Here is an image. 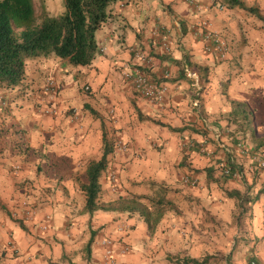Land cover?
<instances>
[{
  "label": "crops",
  "instance_id": "0c3cea01",
  "mask_svg": "<svg viewBox=\"0 0 264 264\" xmlns=\"http://www.w3.org/2000/svg\"><path fill=\"white\" fill-rule=\"evenodd\" d=\"M240 1L264 17V0ZM108 11L90 64L30 58L16 86L0 87V264H109L104 235L114 239L120 264H183V257L205 255L216 256L205 264H264V193L239 225L232 224L236 200L226 193L256 194L264 185V169L253 163L259 156L236 146L248 135L257 147L264 138L263 21L228 0H114ZM203 28L220 35L223 56L205 49ZM138 51L148 55L152 77L168 86L162 101L140 96L123 78L141 64ZM185 66L199 76V90ZM233 102L245 103L253 120L252 131L230 138ZM103 134L111 150L97 201L160 193L170 204L152 231L139 212L97 209L90 217L84 211L81 186L88 164L103 154ZM229 161L238 175L219 185ZM110 170L119 175L113 199ZM53 174L61 176L56 189Z\"/></svg>",
  "mask_w": 264,
  "mask_h": 264
},
{
  "label": "trees",
  "instance_id": "16d2710c",
  "mask_svg": "<svg viewBox=\"0 0 264 264\" xmlns=\"http://www.w3.org/2000/svg\"><path fill=\"white\" fill-rule=\"evenodd\" d=\"M114 0H63V11L58 15H49L44 9L38 20L33 0H0V87H14L23 78L26 70V61L30 58L54 55L70 64L88 65L100 52L95 33L101 24L108 18V7ZM230 5H238L263 21L264 17L253 6H246L240 0H228ZM92 114L95 110L88 106ZM232 119L235 131L245 133L252 131L253 116L249 107L243 102H233ZM103 154L97 161H91L87 167V182L82 184L85 194L84 211L91 217L97 209L120 210L139 212L145 216L150 231L155 227L163 208L170 202L160 193L159 197L134 195L130 198L119 197L115 202L99 204V176L106 168V155L111 148L105 141L103 134ZM261 144V141L259 142ZM236 200L237 207H243L256 202L264 193V185L257 193L249 197L248 192L239 190L226 192ZM148 199L150 206H146L141 199ZM166 210V209H165ZM155 214L154 218L151 215ZM22 226L21 222H19ZM86 244L90 251L95 232H90ZM207 257V256H206ZM202 259L183 257V264H205Z\"/></svg>",
  "mask_w": 264,
  "mask_h": 264
},
{
  "label": "built area",
  "instance_id": "2783aa9c",
  "mask_svg": "<svg viewBox=\"0 0 264 264\" xmlns=\"http://www.w3.org/2000/svg\"><path fill=\"white\" fill-rule=\"evenodd\" d=\"M202 35V39L205 41V49L209 52H217L218 55L223 56L225 53V45L223 40L221 39L220 35L216 32H213L211 30L203 28L200 31ZM137 57L139 60H141V64L134 65V67L129 68L123 72V78L124 80L132 87V89L138 93L140 96L154 101H162L166 94L168 93V86L165 84V82L159 81L152 77L151 72L149 70V64L150 59L148 58V55L143 54L142 52L137 53ZM185 75L193 80V86L199 90V76L191 70L188 66H185L183 69ZM48 89H51L52 91H56V83L53 80H49L47 83ZM85 90H88V86H85ZM193 105L196 108L200 107V98L197 96L194 101ZM220 141V147L226 149V144H224L220 140V134L215 135ZM237 148L242 151V148H244L242 142L238 141L236 144ZM116 147L120 150H124L126 148V143L122 142L121 140H118L116 143ZM201 152H205L204 147H200ZM244 152V151H242ZM255 165L259 169H264V158H256L255 159ZM221 171L226 176H237L238 172L234 170L232 161H229L227 163H223L221 166ZM113 180H117L116 176L113 174ZM185 182L194 183V180L190 181L189 178H185ZM26 204V202H24ZM28 213V212H27ZM101 244L104 249V258L109 264H120L117 262L114 251H113V245H114V239L109 235H104L101 238ZM124 250H129V246L124 243L123 244Z\"/></svg>",
  "mask_w": 264,
  "mask_h": 264
},
{
  "label": "rangeland",
  "instance_id": "374dc122",
  "mask_svg": "<svg viewBox=\"0 0 264 264\" xmlns=\"http://www.w3.org/2000/svg\"><path fill=\"white\" fill-rule=\"evenodd\" d=\"M217 1H219V0H217ZM33 3H34L35 13H36L38 20H40V18H41V14H42L43 9L49 15H58L59 13H61L63 11V0H33ZM225 86H226V84H224V87ZM85 109L87 111H89L87 106L85 107ZM68 112L71 114H74L76 112V107L69 108ZM106 133L108 135L106 139H107L108 143L111 145V147H113V143H114L113 137L109 136L108 131ZM106 133H105V135H106ZM235 133H237V132L234 131V132L229 133V137L235 138ZM237 140L242 142V144L244 146V148H242V151H244L243 153H248L251 155V157H252V155H255L256 157L259 156L260 158H264V156L262 155V152H260L258 149L255 148V147H257V146H255V144L257 142H256L255 138H253V136L248 135L247 138L242 137V139H237ZM236 144H237V142H236ZM260 146H262L264 148V138L261 139V144H259L258 147H260ZM257 153H259V154H257ZM106 173H107L106 176L108 177V180H109L110 191H111V196H112L111 198L113 199V197H115V196H117V194H119V190H118L119 187L117 185V184H119V180H116V181L113 180V174L117 176L116 178H118L119 175H118V173H116V174L113 173V170H110ZM51 177L54 178V181H55L54 185H55V189H56V187H58L60 185L61 176L53 174ZM223 177H227V176L224 174H221V175H219V177H217L218 184L220 183V181L223 180ZM249 188H251V186ZM158 190H160V188ZM158 190H156V191L158 192ZM247 192H248L249 197H252L255 195V193H253V190H252V193H249L250 191H249V189H247ZM122 196H123V198H130V196L126 195V194H123L120 197H122ZM154 197L156 198L159 196L155 194ZM101 198L102 197L100 196V199L98 200L99 204L107 203V202H104L103 200H101ZM117 200H118V198L116 197L111 202H115ZM141 200L146 206H150V202L147 199L145 200V198H142ZM23 204H24V202H23ZM166 208H167V206H165L163 208V210L165 211ZM249 208H250L249 205H245L241 208L235 206V208L232 211V218H233L232 224H236V225L238 224L239 225V223H244V221H248L252 217L251 211ZM14 216H15V218H17L16 214H14ZM154 217H155V214H152L151 218H154ZM230 247H233V236L232 235L230 238ZM176 257L177 256H173V258H176ZM203 257H206V259H207L206 263H208L210 260H214V258H216L215 255H205V256L199 257L198 259H202ZM178 262H179L178 260H176V259L174 260L175 264H177Z\"/></svg>",
  "mask_w": 264,
  "mask_h": 264
}]
</instances>
